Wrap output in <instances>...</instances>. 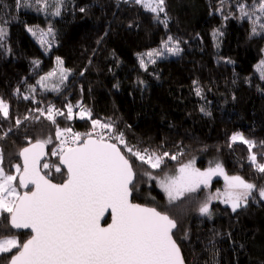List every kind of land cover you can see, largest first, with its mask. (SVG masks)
I'll return each mask as SVG.
<instances>
[{
	"label": "trees",
	"instance_id": "16d2710c",
	"mask_svg": "<svg viewBox=\"0 0 264 264\" xmlns=\"http://www.w3.org/2000/svg\"><path fill=\"white\" fill-rule=\"evenodd\" d=\"M253 2L165 0L156 20V14L133 0H0V100L9 106L7 118L0 113L5 172L15 174L14 165H22L18 153L29 141L49 136L52 143L46 145L42 164H58L51 155L58 144L57 126L83 134L92 128L91 119L110 122L113 134L123 133L128 147L177 156L165 157L161 168L153 169L131 156L125 145L111 141L137 173L132 201L177 220L174 239L185 264H264V199L258 191L264 187V174L249 160L255 154L257 163H264V78L258 68L264 59V33L253 36L252 21L241 19L237 7ZM38 27L52 29L47 47L33 35ZM256 27L261 32L259 23ZM164 42L178 46L179 54H170ZM153 50L163 53L152 57L155 63L143 56ZM58 57L68 70L67 80L58 90L40 87L39 79ZM50 106L64 113L55 116L56 124L38 111L46 114ZM81 107L90 111L91 119H80ZM234 134L255 146L249 150L242 141L233 142ZM190 160L200 169L219 163L226 175L257 185L247 206L233 212L212 199L211 215L199 213L200 205L224 186L223 177L169 204L158 179ZM42 172H50L55 182L66 179V172L62 176L54 168ZM2 234L26 240L30 232L5 229ZM9 258L0 255V264H8Z\"/></svg>",
	"mask_w": 264,
	"mask_h": 264
},
{
	"label": "snow or ice",
	"instance_id": "6c2138e0",
	"mask_svg": "<svg viewBox=\"0 0 264 264\" xmlns=\"http://www.w3.org/2000/svg\"><path fill=\"white\" fill-rule=\"evenodd\" d=\"M36 2L40 3L41 0ZM61 2L57 0V3ZM133 2L156 14V20H159V13L165 10V0ZM237 7L241 19L252 21L253 36L264 33V23H260L264 18V0H254L250 6L238 3ZM54 15H60L59 7ZM161 22L167 25L166 20ZM258 23L261 30L259 33L256 27ZM51 33V28L47 33H41L42 44L46 42L43 36ZM3 34L4 29L0 28V38ZM171 40L172 37H169L168 41ZM163 48L172 55L180 52L178 46L169 47L168 42H164ZM161 55L163 53L158 50L143 54L152 63H155L152 57ZM143 56L140 64L146 68ZM57 62L60 82L63 83L67 79L68 70L62 67L63 61L59 57ZM258 68L261 70V78H264V61L260 62ZM56 75L57 70L49 72L38 83L47 88L45 81ZM53 90H57L56 86ZM196 94L200 95L199 88ZM38 111L53 124H56V115H64L54 110V106H50L46 114L43 110ZM0 113L4 118L9 115V106L3 100H0ZM79 116L80 119H91L90 111L83 107ZM72 118L73 108L69 104L67 119ZM20 123L16 121L17 125ZM91 125V131L83 134L74 132L70 127H56L55 138L59 144L51 155L58 157V164H41L46 155L45 146L52 143L51 136L37 139L35 143L29 141V146L20 150L18 155L23 164L14 165L15 174L5 172L4 155L0 150V217H3L0 222V255L10 254L8 264H185L180 247L174 239V230L178 229L177 220L155 207L131 201L130 197L136 190L134 181L137 173L130 159L122 153L117 143L111 141L116 140L125 145L131 156L153 169H160L165 157L176 160L177 156H170L167 152L157 154L147 149L141 152L128 147L123 133L113 134L114 125L110 122L91 119ZM104 130L108 131L107 138ZM231 139L233 142L240 140L247 144L249 150L255 146L253 141L245 139L241 134H234ZM249 160L264 174V163H257L255 154L250 155ZM51 168L62 176L66 172V179L54 183L50 172L42 174V169ZM144 175L156 179L150 172ZM215 175L224 176L225 190L210 196L200 205L201 215H211L209 203L212 199L223 198L222 202L230 205L233 212L247 206L257 185L247 182L241 176L226 175L219 163L201 171L195 167V161L190 160L180 165L173 175L165 172L158 184L166 193L169 204H172L196 192L201 186L208 187ZM19 189L27 190L21 192ZM258 191L259 197L264 199V187ZM109 212L111 222L102 226L101 220ZM4 213H7L6 217ZM5 229L30 230V234L26 240H21L16 234H2Z\"/></svg>",
	"mask_w": 264,
	"mask_h": 264
},
{
	"label": "rangeland",
	"instance_id": "374dc122",
	"mask_svg": "<svg viewBox=\"0 0 264 264\" xmlns=\"http://www.w3.org/2000/svg\"><path fill=\"white\" fill-rule=\"evenodd\" d=\"M34 32L36 33L34 36L36 37V39H37V41L39 42V43H41V33L43 32V33H47L48 32V29L47 28H37V29H35L34 30ZM48 37H49V35H45V36H43V40L44 41H46L45 43H43V46H45V47H47V45L49 44L48 43V41H49V39H48ZM42 44V43H41ZM263 61H264V59H263ZM62 67L64 68V66L62 65ZM65 69V68H64ZM54 70H57V75L56 76H54V77H51V78H49L47 81H45V83L47 84V88H45V87H42L41 86V84L40 83H38V85L40 86V87H42V88H45V89H50V90H53V87L54 86H56V89L58 90L64 83H65V81L67 80H64L63 81V83H61L60 82V78H59V72H58V62H57V60H55V64H54V66H53V68L50 70V71H48L44 76H47V74L49 73V72H52V71H54ZM68 72H67V78H68ZM41 79V78H40ZM40 79H39V81H40ZM180 167V166H179ZM179 167H177V168H175V169H172V170H170V171H168V172H166L167 174H169V175H173V174H175V172H176V170L179 168ZM195 167L196 168H198V169H200L197 165H196V162H195ZM201 171H204V170H206V169H200ZM8 174H14V173H8ZM215 177H223L224 178V176L223 175H215V176H213L212 177V180H211V182L213 181V179L215 178ZM163 178V176H161L159 179H162ZM158 179V180H159ZM210 182V183H211ZM224 190H225V184H224V186L221 188V189H219L217 192H215V194H214V196L219 192V193H223L224 192ZM222 199L223 198H221V199H215V200H217V201H221L222 202ZM228 205V204H227ZM230 206V205H229Z\"/></svg>",
	"mask_w": 264,
	"mask_h": 264
},
{
	"label": "water",
	"instance_id": "95a60500",
	"mask_svg": "<svg viewBox=\"0 0 264 264\" xmlns=\"http://www.w3.org/2000/svg\"><path fill=\"white\" fill-rule=\"evenodd\" d=\"M33 143H35V142H33ZM29 145H27L26 147H28ZM45 153H46V155L43 157V159L41 160V164H42V162L44 161V160H46V158H47V154H48V149H47V146H45ZM20 159H21V163L23 164V160H22V158L20 157ZM42 174H43V172H42ZM54 183H61V182H55V181H53ZM63 182V181H62ZM30 188H31V185L29 186ZM25 191L27 190V189H24ZM130 199H131V201H132V196L130 197ZM133 202V201H132ZM133 203H135V202H133ZM136 204H139V203H136ZM144 206V205H143ZM107 218H109V221L108 222H106L105 223V221L107 220ZM111 222V216H110V212L109 213H105V217L101 220V225L102 226H107V224L108 223H110ZM21 230H23V229H21ZM21 230H18V231H21ZM27 231H29L30 232V230H27ZM181 255H182V252H181ZM182 257H183V255H182ZM184 259V258H183ZM185 262V261H184Z\"/></svg>",
	"mask_w": 264,
	"mask_h": 264
},
{
	"label": "built area",
	"instance_id": "2783aa9c",
	"mask_svg": "<svg viewBox=\"0 0 264 264\" xmlns=\"http://www.w3.org/2000/svg\"><path fill=\"white\" fill-rule=\"evenodd\" d=\"M89 131H91V129H90ZM89 131H88V132H89ZM104 133H105V138H107L108 131H107V130H104ZM58 144H59V141H58ZM58 144L56 145V147L58 146ZM56 147H55V148H56Z\"/></svg>",
	"mask_w": 264,
	"mask_h": 264
}]
</instances>
